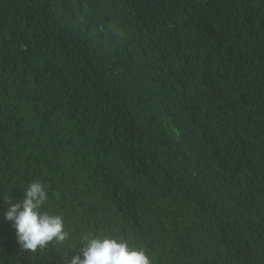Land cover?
I'll list each match as a JSON object with an SVG mask.
<instances>
[{
  "label": "trees",
  "instance_id": "16d2710c",
  "mask_svg": "<svg viewBox=\"0 0 264 264\" xmlns=\"http://www.w3.org/2000/svg\"><path fill=\"white\" fill-rule=\"evenodd\" d=\"M40 182L67 237L17 243ZM152 264H264V0H0V264L86 238Z\"/></svg>",
  "mask_w": 264,
  "mask_h": 264
},
{
  "label": "clouds",
  "instance_id": "9594fccd",
  "mask_svg": "<svg viewBox=\"0 0 264 264\" xmlns=\"http://www.w3.org/2000/svg\"><path fill=\"white\" fill-rule=\"evenodd\" d=\"M47 200V193L40 182L30 183L24 191V198L10 205L4 218L13 223L17 243L25 250L35 252L53 240L64 241L67 233L59 215L41 213L40 208ZM80 253L73 255L68 264H152L143 250L130 247L126 241L105 236L86 238Z\"/></svg>",
  "mask_w": 264,
  "mask_h": 264
}]
</instances>
